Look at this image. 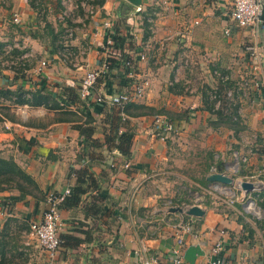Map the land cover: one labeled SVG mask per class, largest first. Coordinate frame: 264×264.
Here are the masks:
<instances>
[{"label":"crops","instance_id":"crops-1","mask_svg":"<svg viewBox=\"0 0 264 264\" xmlns=\"http://www.w3.org/2000/svg\"><path fill=\"white\" fill-rule=\"evenodd\" d=\"M95 6V15L77 27L70 42L73 52L80 51L74 67L64 64L63 48L47 29L50 24L57 32L62 24L60 0H0V90L42 89L64 103L68 89L78 95L68 108L75 124L60 120L63 111L0 97V107L7 108L0 122V158L13 160L34 182L27 194L0 192V231L8 220L29 228L41 221L47 195L73 190V173L90 165L96 187L86 183L76 207L60 208L64 244L54 264H146L154 259L169 264L176 250L182 252V264H208L221 231L226 264H264V24L235 27L232 0H141L139 6L104 0ZM15 16L20 24L13 22ZM122 17L131 34L123 54L133 67L127 73L122 68L107 72L92 96L82 100L81 80L105 60L103 22ZM145 18L151 20L149 27ZM254 49L259 61L251 56ZM43 61L48 65L39 74ZM141 80L149 85L137 104L153 113L129 117V157L82 143L75 126L86 116L95 120L92 140H104L109 107L102 111L94 98L120 94ZM220 81L227 85L222 121L215 114L220 100L212 98ZM158 117L172 124L171 132L156 131ZM198 164L206 173L195 186L211 202L198 206L206 213L203 218L184 220L170 209L181 207L173 202L185 196L178 183L201 177ZM215 173L234 183L208 182ZM240 183L256 187L244 193ZM182 220L191 224L189 232L176 225ZM22 261L49 264L40 247Z\"/></svg>","mask_w":264,"mask_h":264},{"label":"built area","instance_id":"built-area-1","mask_svg":"<svg viewBox=\"0 0 264 264\" xmlns=\"http://www.w3.org/2000/svg\"><path fill=\"white\" fill-rule=\"evenodd\" d=\"M95 0H61V5L63 7V16L66 19H70L72 17V23H84L85 20L90 19L96 13V6L93 4ZM82 10L83 16L76 17L74 21V13L75 11ZM138 11L140 9L138 8ZM262 15V4L260 0H232V10L230 13V21L231 23L241 29H249L251 27H255L258 25H263L264 22L261 20ZM151 22V20H148ZM15 24H20L21 18L15 16L13 19ZM115 23L107 19L103 22V29L107 32V36H105L104 44L102 45V53L105 56V60L99 70L89 71L85 74V78L81 80V88L79 91V97L82 100H87L92 96V89L97 80L100 78L106 77L108 71V59H115L119 56V52L113 49L114 43L112 40V36L115 35ZM229 33V31H228ZM75 36V31L67 30L66 38L71 39ZM68 45L64 44V48L61 50L62 60L64 64H71L72 66H76L79 62L78 56L74 57V52L67 48ZM251 56H253L256 60H260V54L256 49L252 50ZM146 57L140 56V60H145ZM48 62L43 61L40 68L39 74L44 72L47 67ZM124 66L131 69L133 67V61L131 58L124 60ZM226 81V80H225ZM149 85V80H141L134 83L128 89L117 95H108L101 94L94 98V102L98 105L108 106V107H123L126 104L133 103L139 101L146 93V90ZM212 98L216 100V94L214 93ZM220 105V103L218 102ZM155 129L158 132H171L172 124L163 119L156 118ZM71 190L67 189L64 193L50 192L47 195L46 203H47V211H45L43 219L41 221H35L30 225L29 238L31 240H35L39 247L48 254L49 264H54L55 258L59 255L60 249L63 247V241L60 237V227H61V206L64 205L67 198L70 197ZM194 206V205H193ZM191 206H184V208H188ZM248 209H251V205L247 206ZM180 230L185 232L190 231V226H178ZM220 239L215 242V244L211 248L212 259L208 264H226L223 259L224 253V240L225 232H220ZM181 244V241H179ZM175 257L170 260L169 264H182V252L179 250L175 251ZM146 264H162L160 261L154 259L153 261Z\"/></svg>","mask_w":264,"mask_h":264},{"label":"trees","instance_id":"trees-1","mask_svg":"<svg viewBox=\"0 0 264 264\" xmlns=\"http://www.w3.org/2000/svg\"><path fill=\"white\" fill-rule=\"evenodd\" d=\"M61 1V0H60ZM104 0H95L93 2L94 5H101L103 4ZM121 20L115 23V35L112 36V40L114 43L113 49L119 52V56L115 57L117 60L108 59V71H112L113 69L119 70L120 68L124 69V72H129V68L124 66V60L128 59L126 55L123 54V50L125 49V44L131 41V34H130V27L126 22V19L123 17ZM50 32L54 34V42L60 43V36L61 34L55 32V29L51 27L50 24H47ZM144 25L149 27V21L147 18L144 19ZM52 28V29H51ZM123 32H126L123 34ZM56 39V40H55ZM23 68L22 65L19 66ZM17 69V68H16ZM20 70V69H18ZM19 74V72H18ZM107 76V74H106ZM227 90V85L220 81L217 92H216V100H220V107L215 112L219 121L224 120L225 114V101L222 99V96H226L224 92ZM43 90H37L36 92L27 93L23 92L21 89L17 91L11 90H0V97H3L6 100L14 99L15 105L20 106H28L32 107H45L49 110L55 111H63L64 117L60 120L65 121L66 123L75 124L74 121V114L69 112L68 108L71 105H74V99L78 98V95L74 94V90L68 89L65 93V103L63 102V98H55L49 94H44ZM75 95V96H74ZM76 97V98H74ZM108 106H103L102 111L106 109ZM7 108L0 107V122H2V117L6 113L5 110ZM153 111L151 108H148L144 105L137 104V102L126 104L123 107H109L106 122V130H103L104 140L103 143H99L96 140H92V135L96 131L95 120L91 117L86 116V120L84 123H79L77 120V124L75 128L78 130L82 143L90 142L91 145L97 149H101L102 147H106L107 150H113L118 152L120 155L128 158L130 155V150L132 147V140H133V133L130 129V120L129 117H137L142 115L152 114ZM229 121V120H228ZM108 126V130H107ZM11 166V167H10ZM91 168L90 165H87L85 168H81L73 173L74 178L76 179V184L71 190L70 197L67 198L66 202L64 203L63 207H76L80 199L79 197L85 193V189L83 185L87 183V186H94L96 187V180L93 174L89 171ZM9 187L13 190H18L21 194L30 193L29 189L34 188V182L30 177H28L13 160H5L0 158V192L8 191ZM190 219L189 216H184V220ZM5 236L2 232H0V264H8L7 254H8V243L3 240ZM9 257H13L10 255Z\"/></svg>","mask_w":264,"mask_h":264},{"label":"rangeland","instance_id":"rangeland-1","mask_svg":"<svg viewBox=\"0 0 264 264\" xmlns=\"http://www.w3.org/2000/svg\"><path fill=\"white\" fill-rule=\"evenodd\" d=\"M61 11L63 12V7L61 5ZM83 16V11L82 10H78L75 11L74 13V21L76 17H82ZM61 19H62V24L61 26H59L57 32L59 31V33L61 34L60 38V43H59V47L64 48V44L68 45L67 48H69L70 50H73V48H71L70 46V42L71 40H73V38H75V36H73L71 39L66 38V31L67 30H73L76 31L77 27H82V22L81 23H72V17L70 19H66L64 16L62 18L61 15ZM86 21V20H85ZM76 35V34H75ZM80 53V51H79ZM79 53L78 51H76V49H74V57L78 56L79 57ZM81 56V55H80ZM211 92V91H210ZM198 159V158H197ZM205 159V158H204ZM205 162L210 164V158L206 157ZM195 163H198V160H196ZM199 164L197 165V173H201V177L195 176V175H191L189 177V179H191V183L184 181V182H180L177 185L178 190L182 191L183 194H185L184 197H182L180 200L178 201H174L173 204L176 205H181V207L184 206H199L201 205H205L206 202H208V204H210L211 199L207 200L208 198L203 199L201 198L200 194L203 193V191L196 187L195 185H199V183L203 182V178H202V173H206L205 168H198ZM209 169H210V165H208ZM12 188L14 187H9L8 191H14ZM210 197V196H209ZM177 226H185V225H189L190 226V230H191V224H189V222H185L184 220H182L181 222L176 223ZM29 225L25 224L19 220H8L4 223V227L3 229L0 231L3 233V235L5 236L3 238V240H5V242L8 243V254H7V259L9 258V260H7L8 264H22L24 261V258L26 255H28V252L30 250H33L38 246V243L35 240H31L29 238ZM36 246V247H35ZM13 255V257H9L10 255Z\"/></svg>","mask_w":264,"mask_h":264},{"label":"water","instance_id":"water-1","mask_svg":"<svg viewBox=\"0 0 264 264\" xmlns=\"http://www.w3.org/2000/svg\"><path fill=\"white\" fill-rule=\"evenodd\" d=\"M125 1L130 3L132 6H139L141 4V0H125ZM261 20L264 22V8L263 7H262ZM207 181L210 183H216L218 185H224V186H231L234 183V181L231 178L221 173H215V174L210 175ZM239 186H240L241 191L244 193H250L254 191V188L256 187L254 183L253 184L240 183ZM170 212L179 213L181 215L193 217L195 219H201L204 217V214H206L205 211L202 210L198 206H191L188 208L172 207L170 209Z\"/></svg>","mask_w":264,"mask_h":264}]
</instances>
